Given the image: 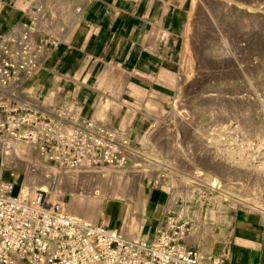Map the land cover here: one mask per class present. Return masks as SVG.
I'll return each mask as SVG.
<instances>
[{
    "label": "rangeland",
    "instance_id": "374dc122",
    "mask_svg": "<svg viewBox=\"0 0 264 264\" xmlns=\"http://www.w3.org/2000/svg\"><path fill=\"white\" fill-rule=\"evenodd\" d=\"M226 2L232 4L227 7ZM220 3V7H204L210 12L211 19L209 23L202 24L200 0H186L189 20L186 23V29L177 37L179 40L177 43L178 52L174 55V59L169 64L167 63L169 68L174 71L171 88L177 85L176 81L179 77L182 78L179 82V93L177 95L172 88L170 91L171 101L162 102L165 110H159L158 106H150L155 112V116H146L143 126L138 129L136 134L131 135L130 139L129 134L125 136L123 134L120 125L122 118L120 117L116 118V124L112 126L108 117H105L104 124L99 123L96 117L90 114L91 108H87L86 112H81L80 116L89 119L95 128L107 125L115 135L116 143L122 144L124 140L128 141L129 144L126 147L129 154L126 160L121 164H105L104 167H108L112 171L123 172L128 185L135 187V184H139L141 180L144 185L142 196L145 199L144 196L147 193V201L153 193H161L163 201L161 211L154 215L152 214L153 209L150 208L146 215L147 218L155 221L156 227L167 209L171 208L181 213L183 206L186 205V200L181 196L176 203L168 204L170 195L159 185L160 175L165 181L164 183L173 185H177L178 178L186 179L190 182L189 196L192 201L187 204L191 206V209L196 210V213L192 216L181 214L189 223L190 234L197 230L202 233L200 242H190L189 244L204 251V254L223 253L228 256L231 244L228 245L224 240L231 235H227L221 230L220 227L225 226L223 223L211 221L212 213L219 212L235 218L232 226L236 228L238 220L242 217L245 219L248 216L247 221L244 222L250 221L249 211L243 208V204L249 203L253 195L259 197V202H255V204L264 207V186H259L253 176V173H258V169L264 167V158H261L260 155L257 157L247 155V147L250 142H264V0H221ZM237 5L243 7L252 5L254 12L237 13L235 12L238 9ZM71 12L70 5L66 0H37L35 6L30 8L31 19L15 26L11 33L9 32L1 39L0 44H8L13 50H18V47L29 48L42 68L45 57L48 55L47 52H51L49 50L53 44L58 43L57 37L52 35V31L59 35L61 31L68 28L67 20L71 16ZM51 16L54 17V20H47ZM195 25H198L197 29ZM18 27L22 29L21 32H14ZM189 28L196 36L200 34L196 37L197 41L191 40L190 45L187 42ZM33 39H35V43L31 46ZM187 48L189 49L188 58L187 61H183V55L188 50ZM222 49H226V51H221ZM243 50H245V54H243ZM105 68L104 65L94 72L98 83L90 84L87 87L93 92L94 103L102 100L103 105L110 109L111 105L118 100L120 77L118 74L112 75L110 78L113 82L112 90L103 91L100 88V80L101 72ZM161 71L159 69L154 73L159 75ZM126 76L128 79L130 78L129 75L126 74ZM138 79L146 88H151L153 85V80L148 77H138ZM187 79L189 80L187 81ZM165 80L168 82L170 76H166ZM27 83H30V80ZM28 90L29 88L20 94V98L27 104L34 103L45 107L46 112H50L52 117L55 113L60 114L56 117L57 120L62 119L63 116L66 117V115H61L62 112L77 114V109L81 107V105L75 104L70 108L63 107L59 112H56L57 110L53 107L46 108V105L51 103L49 99H43V101L42 99L38 101L33 98L26 99L24 95ZM124 97L128 101L134 102V99L129 95ZM184 109L190 119L187 123L178 122L181 118L179 110ZM123 111L128 112L129 109ZM159 112L163 114L161 113L162 115L159 116ZM155 127L156 129H154ZM152 130H154V139L144 140L143 136L146 135V132ZM8 138L0 135V141L8 140ZM21 142L29 145L27 140H21ZM11 144L10 140L6 143L8 148L11 147ZM8 148L7 153L10 152ZM7 153L5 160L9 156ZM21 154L25 155L26 150L21 149ZM22 159L25 161V168L22 171H14L3 162L2 171L4 169L8 171L7 179L11 176L10 180L13 181L16 192L20 191L29 167L33 165L32 168L37 170L43 163L42 156L38 157L37 155L33 161H29L25 157ZM247 159L252 160L254 165L250 167ZM54 164L61 174L67 173L71 169L62 168L57 163ZM102 166L98 164L95 167L101 169ZM195 171H199L202 176L194 175ZM87 174L89 172H85L84 175ZM90 182L92 185L98 186V181L94 176L90 178ZM116 182L117 176H112L109 180L111 189L107 198H112L109 195H111ZM95 193L101 195L100 189H94ZM98 194L97 196H99ZM216 197L218 199H215ZM70 199L71 195L66 193L65 202H69ZM259 216H263L261 223L264 224V215L260 214ZM129 217L135 220L145 217L143 211L138 209L136 200L131 202ZM106 219H111V215L105 213L100 218L99 224L104 225ZM121 223V213H118L112 219V227L118 228ZM155 226L150 227V233L155 230ZM238 231L239 223L237 234Z\"/></svg>",
    "mask_w": 264,
    "mask_h": 264
},
{
    "label": "built area",
    "instance_id": "2783aa9c",
    "mask_svg": "<svg viewBox=\"0 0 264 264\" xmlns=\"http://www.w3.org/2000/svg\"><path fill=\"white\" fill-rule=\"evenodd\" d=\"M27 50L0 44V135L30 143L34 140L35 149L40 156L47 155L45 163L50 167H56L54 163L71 169L85 163H123L129 154L127 147L124 142L116 143L107 125L95 128L74 112H62L65 119L57 120L60 114L52 117L47 109L20 98L25 83L41 69ZM71 106L52 107L59 112ZM189 234V223L171 208L164 212L151 238L133 239L119 228L67 214L47 192L14 194L10 182L0 181V264L229 263L223 253L204 254L189 245Z\"/></svg>",
    "mask_w": 264,
    "mask_h": 264
},
{
    "label": "crops",
    "instance_id": "0c3cea01",
    "mask_svg": "<svg viewBox=\"0 0 264 264\" xmlns=\"http://www.w3.org/2000/svg\"><path fill=\"white\" fill-rule=\"evenodd\" d=\"M66 1L72 11L67 20L68 28L59 35L52 31L58 43L53 44L49 50L51 52H47L43 67L30 83H25L24 88L35 89L37 98L39 96L42 101L49 99L51 103L47 104L46 108L79 104V114L91 108L90 114L94 115L99 123L104 124L103 120L108 116L112 126L116 124V118L120 117L123 134H129L130 139V136L136 134L143 126L146 116H155V112L148 106H158L159 110H165L162 102L171 101L174 71L168 64L178 52L177 37L186 29L189 20L186 0ZM36 3L37 0H0V42L15 26L31 19L30 8ZM47 20H54V17L51 16ZM104 65L106 68L101 72L100 80V88L103 91L112 90V75L118 74L120 77L118 100L111 105V110L103 105L102 100L94 103L93 92L87 87L98 83L94 72ZM159 69L162 70L161 73L155 74ZM126 74L130 76L129 79ZM166 76H170L168 82L165 80ZM138 77L152 79L151 88L144 87ZM125 95L132 97L134 102L126 100ZM125 106L130 107L128 112L123 111ZM131 116L138 117V122L128 123L127 120ZM0 158L1 173L4 160L1 155ZM10 177L7 180L1 177L0 179L13 183ZM162 202L161 193H153L148 199L147 210L152 208V214L156 215L159 208V211L163 208ZM262 217L259 216L258 220L252 223V232L256 234L252 239L237 234L238 223L247 221L248 216L239 219L236 228L232 226L231 234L225 233L231 235L224 240L228 245L231 244L228 249V264H264ZM118 228L131 237L122 223ZM154 232L155 230L150 233L149 238ZM190 242L189 234L188 243Z\"/></svg>",
    "mask_w": 264,
    "mask_h": 264
},
{
    "label": "bare ground",
    "instance_id": "6f19581e",
    "mask_svg": "<svg viewBox=\"0 0 264 264\" xmlns=\"http://www.w3.org/2000/svg\"><path fill=\"white\" fill-rule=\"evenodd\" d=\"M200 2L202 4V8H201V15H202V18H203L202 19V24L209 23V21L211 19V15H210L209 11L204 9V7L205 6L206 7H211V8L220 7L219 5L221 4L220 3L221 0H200ZM226 4H227V7H228L232 3L226 2ZM237 7H238V9L235 11L237 13H242L243 11H245V12H254V9H253L254 7L252 5H250L248 7H246V6L243 7V6H240V5L238 6L237 5ZM195 26H196V29H197L198 25H195ZM21 30L22 29L20 27H18V28H16L15 32L16 33H20ZM193 30H194V27H193ZM192 31L190 30V28L187 31V42L189 43V45L191 44V40H193V42L197 41L196 37L200 35L199 34V35L196 36L195 34H193ZM200 31H198V32H200ZM198 32H196V33H198ZM245 41H247V40H245ZM34 43H35V39H33L32 44H30V45L33 46ZM242 45H244V44H242ZM235 47H236V45H235ZM27 49H28L27 50V55L30 58H36V56L31 54V50L29 48H27ZM224 50L226 51V49H222L221 51H224ZM243 51H244L243 54H245V50H243ZM188 54H189V49L184 53L183 59H182L183 61H187ZM201 56H203V55H201ZM219 60H221V59H219ZM214 63H215V61H214ZM140 74H142V73H140ZM181 79L182 78L179 77L178 81H176V83L178 82L177 85H174V87H172L174 92L177 93V95L179 93V87H180L179 86V82L181 81ZM188 80L189 79H187V81ZM189 84H190V82H189ZM24 97L26 99H31V98H33L34 100L38 99L35 89L29 90V93H26L24 95ZM162 99H163V97H162ZM125 107H126V109H130L129 106H125ZM148 107H150V106H148ZM154 107H156V106H154ZM150 109H149V111H150ZM164 112H166V111H164ZM99 113H100V111H99ZM134 113H136V112H134ZM161 113L162 112H159V116H161L163 114V113L162 114ZM77 114H79L78 110H77ZM103 114H104V112H103ZM124 114H125V112H124ZM187 114L188 113H186L185 109L184 110H179V115H180L181 118H179L178 122H182V123L183 122L184 123L185 122L186 123L189 122L190 119L187 117ZM101 116H103V115H101ZM106 117H108V116H106ZM162 118H163V116H162ZM83 119H85V117H83ZM138 119H139L138 117L131 116L130 118H128L127 122L128 123H131V122L137 123ZM175 121H177V120H175ZM103 122H104V120H103ZM154 129H156V127ZM153 137H154V130L147 131L146 135L143 136L144 140H146V139L147 140L148 139H150V140L154 139ZM8 140H10L12 142L10 148H8L7 145H6ZM8 140L7 139H3L2 141H0V146H1L0 155L3 157L4 163L8 167L12 168L14 171L15 170L22 171L25 168V161L22 159V157H25L29 161H33L34 159H36V155L38 157H40V153L37 152V150L35 149L34 140L31 143L27 142V143H29V145L25 144L24 142H21V140L19 138L9 137ZM260 142L261 143L250 142L249 146L247 147V155H250V156L252 155L253 157H257L258 155H260L261 158H264V142H262V141H260ZM124 143H125L126 146L128 145V141L124 140ZM178 145H179V143H178ZM206 147L208 148L209 146H206ZM7 148H8V150H10L11 153L10 152H8V153L6 152ZM21 149L26 150V154L25 155L21 154ZM6 153L9 156H7V159L5 160ZM46 158H47V155H42V160L41 161L43 163L41 164L39 169H37V170L33 169L32 168L33 165L29 167L27 175L25 177V180H24L23 184L20 187V191L19 192L14 191V188H16V187L14 186V184L12 182L8 181V182H10L12 184V191H13L14 194L22 193V194H26V195H33L37 191H42L43 193L47 192V195H48L49 199L51 201H53V202L59 203L61 205L62 209L64 210V212H66L67 214H69L71 216H74V217H76V218H78V219H80V220H82L84 222L91 223V224H99L100 218L105 213H107V214L111 215V219H106L105 222L103 223L104 224L103 226H112L113 225L112 224V219L115 216H117L118 213H121L122 225H124V227H126V231H128V233L130 234V236L132 238H134V239H148L150 237V230L149 229H150V227H154L156 224H155V221L153 219H149L146 216L149 213L150 208H149V210H147V206H148L147 196H148V194L146 193V195L144 196L145 199L142 196L143 193H144V185L142 184L141 180L139 181V184L138 183L135 184L136 186L134 187V185H128V181H126V178H125V175H124L123 172L112 171L110 168L104 167V166H102L101 169H96L95 166H92V165H90L88 163H85L80 168H72V169H70L69 172L61 174L55 167H50V166H48L45 163ZM248 164L250 165V167L252 165H254L252 160L251 161L248 160ZM7 172L8 171L6 169H4L0 173L1 174L0 177L2 179H6L7 180V178H8V173ZM85 172H89V174L84 175ZM90 174H92V175H90ZM253 174H254L253 176H255L256 181L259 184V186L260 185L264 186V167L258 169V173H256V174L253 173ZM194 175L202 176V174L199 171H195ZM92 176H94L97 179L98 186H95L96 184H93V185L91 184L90 178H92ZM112 176H117V182H116V185L114 186V188L111 191V195H109V196H112V198L111 197L107 198V195L110 193V189H111L110 186H109V180H110V178H112ZM2 179H0V181H6V180H2ZM164 182L165 181L162 179V176L160 175V184L159 185H161V187H163L165 190H167L169 192V195H170L168 204L169 203H176L178 201L179 196H181L184 200H186V205L183 206V209L181 210V213L182 214H186V215H191V216L193 214H195L196 210L191 209V206H188V204H187L188 202L192 203V201L190 200L191 197L189 196V193H190V191H189L190 182L187 181L186 179L182 180V179H179V178L177 179V185L164 183ZM96 188L100 189L101 195H99L98 193L94 194V189H96ZM80 190H81V192H80ZM66 193H69L71 195V199L69 200V202H65ZM92 194H94V195H92ZM97 194L99 196H97ZM215 199H218V197H216ZM132 200H136L137 201L138 209L143 211V214H145V217H142L139 220L130 219L129 210H130V207H131ZM250 200L251 201L249 203H244L243 204L244 205L243 208H245L246 210L249 211L250 221L249 222H244V221L239 222V231H238V236L246 238V239H252V238H254L256 236V234L255 233L253 234V232H252L253 231L252 223L254 221L258 220L260 214L264 215V207H260V206H257L255 204V202L256 203L259 202V197H257V195H253ZM159 210H160V208H159ZM159 210L157 211L156 215L160 212ZM211 221L213 223H223V225H225V226L224 227H220L221 230L224 231L227 234H231L232 233L233 218L231 216L224 215V214H221L219 212H213L212 215H211ZM226 224H227V226H226ZM155 228H156V226H155ZM201 234L202 233L198 232V230L195 231L194 233H191L190 234L191 243L192 242H200Z\"/></svg>",
    "mask_w": 264,
    "mask_h": 264
}]
</instances>
